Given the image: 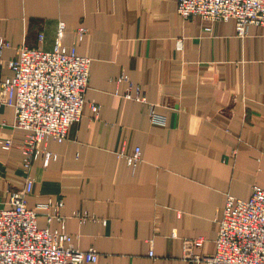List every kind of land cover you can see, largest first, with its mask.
<instances>
[{
	"label": "crops",
	"instance_id": "0c3cea01",
	"mask_svg": "<svg viewBox=\"0 0 264 264\" xmlns=\"http://www.w3.org/2000/svg\"><path fill=\"white\" fill-rule=\"evenodd\" d=\"M176 7L177 0H0V36L9 43L0 83L19 47H53L58 21L62 44L91 59L81 118L62 142L42 144L57 154L46 167L40 155L22 165L25 131L13 126L0 86V143L12 140L0 147V208L33 178L27 205L62 200L72 246L96 250L97 260L82 264H205L185 258L182 240L202 238L192 254L213 255L227 194L246 200L253 185L264 189V26H249L244 38L231 19L206 31L201 17L183 18ZM79 27L87 29L81 41ZM121 75L128 81L117 83ZM137 86L164 125L123 96ZM91 103L100 106L97 117ZM135 147L141 160L132 170L119 153ZM75 212L99 221L79 223ZM44 215L38 209L39 227L60 229Z\"/></svg>",
	"mask_w": 264,
	"mask_h": 264
},
{
	"label": "built area",
	"instance_id": "2783aa9c",
	"mask_svg": "<svg viewBox=\"0 0 264 264\" xmlns=\"http://www.w3.org/2000/svg\"><path fill=\"white\" fill-rule=\"evenodd\" d=\"M176 12L183 18L201 17L206 31L217 21L231 19L240 38L247 36L249 26H264V0H177ZM64 30L65 23L58 21L51 49L19 47L16 56L6 61L12 71L10 79L0 83L2 102L14 110L13 126L25 131L21 152L22 165L27 168L38 155L44 167L56 160L57 154L42 144L47 139L62 142L69 127L82 115L91 59L79 55L74 46L66 48L62 44ZM86 31L85 27L77 28L76 40L81 41ZM38 38L42 39V35ZM177 45L180 47V41ZM8 46V41L0 36V61L3 49ZM115 81H128V77L121 75ZM123 96L144 104L150 122L165 124V117L156 112V106L147 100L139 86L134 94L129 89ZM90 108L97 117L100 106L91 103ZM11 146V139L0 143L4 150ZM119 156L134 170L141 160V151L135 147L131 154L120 152ZM32 189L33 178L26 176L22 187L9 191L8 207L0 208V264L95 262L97 252L92 247L81 250L72 246L71 236L64 229L65 217L60 213L62 200H47L29 207L27 197ZM38 209L44 210L47 223L53 219L59 221L60 229L39 227ZM73 216L79 223L99 221L87 212H75ZM171 235L175 236V232ZM202 243V238L183 239L185 258L205 264H264V189L253 185L246 200L227 194L218 220L213 255L192 254L193 248ZM148 255L152 257L153 251L149 250Z\"/></svg>",
	"mask_w": 264,
	"mask_h": 264
}]
</instances>
